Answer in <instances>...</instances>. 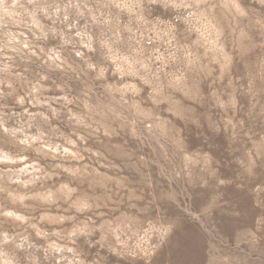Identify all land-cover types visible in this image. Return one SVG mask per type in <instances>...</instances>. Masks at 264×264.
<instances>
[{
    "label": "clouds",
    "instance_id": "1",
    "mask_svg": "<svg viewBox=\"0 0 264 264\" xmlns=\"http://www.w3.org/2000/svg\"><path fill=\"white\" fill-rule=\"evenodd\" d=\"M0 264H264V0H0Z\"/></svg>",
    "mask_w": 264,
    "mask_h": 264
},
{
    "label": "rangeland",
    "instance_id": "2",
    "mask_svg": "<svg viewBox=\"0 0 264 264\" xmlns=\"http://www.w3.org/2000/svg\"><path fill=\"white\" fill-rule=\"evenodd\" d=\"M218 219H221L222 220L223 218L222 217H218ZM188 227L190 228V230H192L193 232H195V228L193 226L189 225Z\"/></svg>",
    "mask_w": 264,
    "mask_h": 264
}]
</instances>
